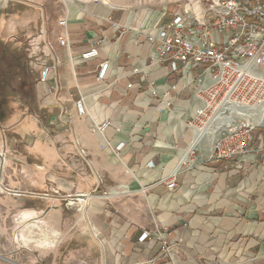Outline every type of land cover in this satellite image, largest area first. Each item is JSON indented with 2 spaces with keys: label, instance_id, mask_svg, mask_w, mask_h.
<instances>
[{
  "label": "crops",
  "instance_id": "0c3cea01",
  "mask_svg": "<svg viewBox=\"0 0 264 264\" xmlns=\"http://www.w3.org/2000/svg\"><path fill=\"white\" fill-rule=\"evenodd\" d=\"M167 18L88 3L68 8L60 19H67L66 27L59 20L46 36L53 45L47 61L54 68L38 92L47 117L44 123L30 115L42 125L38 137L46 152L27 145L31 137L37 140L30 133L10 137L13 161L0 175L4 182L6 175L12 189L29 193L1 201L0 264L84 262V228L70 232L68 210L51 197L31 193L55 183L80 190L86 172L99 192L113 194L110 206L91 211L109 262L141 257L172 264L161 256L170 245L205 263L264 264V129L255 132L245 156L232 161L200 157L181 168L175 189L165 181L177 166L191 161L192 155L181 164L194 133L185 130V120L198 108L191 86L151 62L156 44L146 34H154ZM92 48L98 55L83 59ZM103 62L108 66L100 79ZM80 98L83 114L76 108ZM64 112L66 122L60 121ZM108 120L112 125L103 132L94 130ZM1 127L0 151L5 140ZM21 144H26L23 150ZM73 172L76 183L70 181ZM70 243L76 260L68 251ZM58 253L61 262H54Z\"/></svg>",
  "mask_w": 264,
  "mask_h": 264
},
{
  "label": "built area",
  "instance_id": "2783aa9c",
  "mask_svg": "<svg viewBox=\"0 0 264 264\" xmlns=\"http://www.w3.org/2000/svg\"><path fill=\"white\" fill-rule=\"evenodd\" d=\"M9 1L14 0H0V5ZM164 16L168 18L156 27L155 33L146 34L148 41L156 44L152 64L178 74L186 86L193 88L191 98L198 108L188 121L190 128L204 127L208 122L217 127L233 119V125L219 134L209 161H232L245 156L252 149L255 131L264 127V117L253 120V124L232 117L245 115L250 109L264 113V0H211L201 18L182 10ZM59 25L66 27L67 19L60 20ZM44 41L45 58L40 84L47 83L54 68L47 61L52 55L53 45L46 39ZM66 43V39H61L62 45ZM97 55L98 50L92 48L82 57L90 59ZM107 66L108 62L101 64L100 79L104 77ZM222 103L231 107H217ZM76 108L79 114L85 112L83 98L76 101ZM230 108L238 111L233 113ZM60 121L66 122L65 112ZM111 125L108 120L94 130L103 132ZM3 147L0 151L1 174L6 164L8 143L5 140ZM177 175L165 180L170 190L177 187ZM6 194L27 195L9 188L0 175V207ZM41 197L49 198V195ZM147 236L145 233L141 239ZM165 248L170 251V246ZM151 263L157 264L155 261Z\"/></svg>",
  "mask_w": 264,
  "mask_h": 264
},
{
  "label": "rangeland",
  "instance_id": "374dc122",
  "mask_svg": "<svg viewBox=\"0 0 264 264\" xmlns=\"http://www.w3.org/2000/svg\"><path fill=\"white\" fill-rule=\"evenodd\" d=\"M88 3L122 7L134 12L144 10L152 14H170L173 11L182 10L201 18L211 4V0H14L0 5V50L6 49L8 52H22L23 54V59L17 60L15 57L8 58L0 53V89L3 86L4 90L8 89L14 92L17 98L13 100L11 97H8V99L10 98L9 102L11 101L10 103L8 102L9 107L1 110L7 112V118L2 121L0 125V128L3 126L4 138L8 143V147L5 149L6 169L11 166L10 164H12L13 161L11 160L13 158L12 150L10 149V143L12 142L10 137L13 136V133H19V131L30 133L35 136L37 140L33 142L31 137L27 145L46 152L42 139L38 137V132L42 130V125H39L37 122L35 123L30 117V115H35L33 112L34 110L37 112L36 116L42 119L44 123L47 117V109L42 105V98L44 96L42 98L39 97L40 95L38 92V86L40 85L39 79L43 67L42 64L45 58L44 40L50 32L54 31L58 21L68 13V8L81 7ZM168 17L170 16L168 15ZM18 62L23 69L16 68ZM14 72H21V74L16 77L14 76ZM10 82L11 84H9ZM21 96L27 97L24 101H31L29 104L30 106L24 104L20 99ZM36 106L37 109H35ZM185 125L186 131L192 129L189 127L188 121L186 120ZM259 129H264V127H260L257 130ZM192 138L188 143H190ZM209 145L208 143V145L202 147V150H196L190 158L192 162L190 161L185 164L184 168L195 164L200 157L208 160L211 155ZM17 146L18 145H16V147ZM25 146L26 144H21V150H23ZM32 156L39 161L38 159H40V157H35L36 155ZM41 172L43 176L45 171ZM6 173L7 171H5L4 174ZM90 173L91 172H86L84 177L79 180V183H83L81 184L82 186H80V190H78L77 187L64 189L60 187L59 184L55 183V186L49 187L47 190L43 188L42 192H33L32 194H37L38 196L48 194L53 201L58 202H54V204H58V207H63L65 210L67 209L69 212L68 226L70 232L73 228L75 231L77 227L84 228L85 256L84 262L80 264H114L113 262H109L104 249L99 245V241L96 237L98 231L95 228L94 219L91 216V211H94L93 209L98 211L100 208L110 206V198L112 197H104L108 194L112 195V193H110L109 190H101V192H99V189H96L92 183L93 176L92 173ZM58 174H60V171L56 172V175ZM71 175L70 181L76 183V172L71 173L70 176ZM5 176L6 175H4L5 185L12 188L7 184ZM20 192L29 193L27 191ZM6 195H4L3 202L7 200ZM78 222H80V224H78ZM71 237L70 235V238ZM95 241H97L98 244ZM71 244L72 243L69 244L68 251L69 253H75L74 260H76V250L72 249ZM161 253V256H165L167 261L172 264H218L215 262L205 263L204 260L197 259L192 252L186 249L176 252V250L172 248H170V251L164 248ZM176 255L177 257L175 258ZM60 257L61 255H59V253L57 256L54 255V262H61ZM154 260L138 257L133 258L132 261L129 259L123 262L122 260L116 264H150V262ZM70 264H75V262L70 261Z\"/></svg>",
  "mask_w": 264,
  "mask_h": 264
},
{
  "label": "bare ground",
  "instance_id": "6f19581e",
  "mask_svg": "<svg viewBox=\"0 0 264 264\" xmlns=\"http://www.w3.org/2000/svg\"><path fill=\"white\" fill-rule=\"evenodd\" d=\"M224 105H226L227 107H231L225 103L219 104L217 107H222ZM230 109L233 110V113L238 111V109L236 108H230ZM262 117H264V113L259 112L258 109H250L248 110L247 114L241 116L234 115L232 118H239L242 121L244 120L246 123L253 124L254 123L253 120H258ZM232 125H233V119L230 120L229 123H224L223 125L217 127L211 125L210 122H208L204 127H199V126L193 127L192 130L195 132V136L193 137L194 140L192 139L190 141L193 142L191 145H189L190 147L187 149L186 154L182 158L181 164L185 162L189 158V156L193 155V153L196 151V148L198 146L199 147L197 150H201L203 145L206 146L209 143L210 152H212L214 148V144L217 141L219 134L224 129H227ZM185 164H187V162L182 164L180 167L177 166V168H175V170L169 176L177 175L180 172L182 166ZM112 195L108 194L104 198L110 197Z\"/></svg>",
  "mask_w": 264,
  "mask_h": 264
},
{
  "label": "trees",
  "instance_id": "16d2710c",
  "mask_svg": "<svg viewBox=\"0 0 264 264\" xmlns=\"http://www.w3.org/2000/svg\"><path fill=\"white\" fill-rule=\"evenodd\" d=\"M0 53H2V55H5V57H8V58H16L17 60H21V59H23L22 57H23V54H22V52H18V53H14V52H8L6 49H1L0 50ZM16 68L17 69H23L21 66H20V64H19V62H18V65H16ZM22 73H24V72H22ZM19 74H21V72H14V76H18ZM9 84H11V82L9 83ZM6 91V92H5ZM28 94V93H27ZM0 95H1V99H0V102H1V106H0V125L2 124V121H4L7 117V112H5V111H1V110H3V109H6L7 107H9V103L11 102H9V100H10V98L8 99V97H11L13 100H15V99H17L16 98V94L14 93V92H11L10 90H4V88H3V86L1 87V89H0ZM4 97H5V99H4ZM15 98V99H14ZM20 99L24 102V104L26 105V106H30L29 104L31 103V101L29 100V101H24V99H27V97L26 96H21L20 97ZM9 102V103H8ZM14 102V101H13ZM11 108V107H10ZM35 108V107H34ZM35 109H37V106H36V108ZM32 112V111H31ZM34 113H35V115H37V112L34 110L33 111Z\"/></svg>",
  "mask_w": 264,
  "mask_h": 264
}]
</instances>
